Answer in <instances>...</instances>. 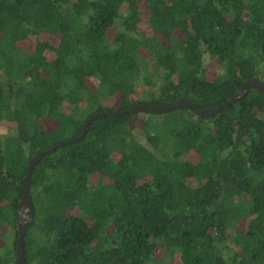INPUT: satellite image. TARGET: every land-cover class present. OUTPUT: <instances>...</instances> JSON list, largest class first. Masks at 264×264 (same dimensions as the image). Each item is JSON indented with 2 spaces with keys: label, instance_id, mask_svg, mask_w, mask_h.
Listing matches in <instances>:
<instances>
[{
  "label": "trees",
  "instance_id": "trees-1",
  "mask_svg": "<svg viewBox=\"0 0 264 264\" xmlns=\"http://www.w3.org/2000/svg\"><path fill=\"white\" fill-rule=\"evenodd\" d=\"M249 80L264 0H0V264H19L34 154L93 113L214 108ZM29 195L25 264H264V96L99 117L34 166Z\"/></svg>",
  "mask_w": 264,
  "mask_h": 264
},
{
  "label": "water",
  "instance_id": "water-1",
  "mask_svg": "<svg viewBox=\"0 0 264 264\" xmlns=\"http://www.w3.org/2000/svg\"><path fill=\"white\" fill-rule=\"evenodd\" d=\"M250 87H256L264 96V83L258 80H249L244 82L239 88L236 90V92L229 98L227 101L223 102L222 104L209 109H202L198 107L196 104L189 100H178L171 104L161 105V104H155V103H142L137 104L134 106H131L126 109L117 110V111H99L96 113L91 114L86 121L84 122L83 129L81 133L75 137L71 138L65 141H62L54 146H51L45 150L39 151L36 154H34L30 161L28 162L27 166V174L23 179L22 183V203H23V209L24 211L19 217V220L17 222V257H18V263L19 264H25L24 262V255H23V238L26 231L27 226L31 223L32 216H33V205L30 199L29 195V183H30V176L31 172L34 168V166L43 158L45 155L53 152L55 149L66 145L68 143H74L78 140H80L84 134L87 132L90 123L99 118L104 116H124L128 114H132L135 112H163V111H170L182 107H189L194 109L198 114L203 116H210L215 114L216 112L220 111L221 109L225 108L226 106L233 103L235 100L242 97V95L246 94Z\"/></svg>",
  "mask_w": 264,
  "mask_h": 264
},
{
  "label": "rangeland",
  "instance_id": "rangeland-1",
  "mask_svg": "<svg viewBox=\"0 0 264 264\" xmlns=\"http://www.w3.org/2000/svg\"><path fill=\"white\" fill-rule=\"evenodd\" d=\"M49 38V40L53 43V44H56L57 43V41H58V37L57 36H50V37H48ZM27 42L26 43H24V44H22V45H24V46H27ZM206 60H205V64H206V67H207V69H208V71L209 72H219L220 71V67L216 64V63H214L212 60H209V59H207V58H205ZM8 124L7 123H3L2 124V126H1V132H2V134H7L8 133ZM4 243V241H3V239H0V245H2ZM169 264H180V261H179V259L176 257V258H174L173 259V261L171 262V263H169Z\"/></svg>",
  "mask_w": 264,
  "mask_h": 264
}]
</instances>
